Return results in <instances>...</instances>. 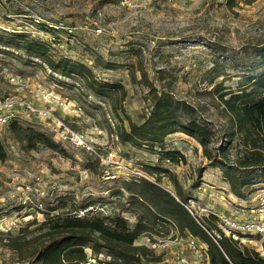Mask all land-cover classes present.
Masks as SVG:
<instances>
[{
	"label": "rangeland",
	"instance_id": "1",
	"mask_svg": "<svg viewBox=\"0 0 264 264\" xmlns=\"http://www.w3.org/2000/svg\"><path fill=\"white\" fill-rule=\"evenodd\" d=\"M27 11L75 26L69 42L72 57L91 61V81L118 86L99 98L82 78L48 73L43 64L23 55L22 48H0V93L14 92L3 77L7 72L33 75L40 83L53 80L81 103L86 116L95 118L99 128L107 129L108 117L116 128L128 126L126 115L135 123L142 121L150 108L148 89L152 83L190 103L210 123L213 147L221 144L230 127L219 92L238 90L248 75L244 69L253 57H260L257 50L264 47V0H0V23H9L12 15ZM85 22H95L103 32L95 35L90 26L83 27ZM28 124L39 129L35 121ZM86 128L88 124L78 127ZM0 138L7 153L0 161V264H40L31 255L34 244L27 239L40 232L35 228L40 221L58 212H117L131 224L136 221L128 194H112L119 180L86 167L82 153L61 145L63 153L40 143L28 149L8 125L0 129ZM234 143L232 140L231 146ZM157 145L121 142L119 153L134 164L168 169L169 173L158 174L157 181L173 193L175 180L185 197L198 192L203 201L232 216L249 218L254 214L259 196L264 194V182L255 184L254 190L240 199L230 192L220 169L208 165L194 138L179 132L165 136L164 147L183 155L177 161L160 158ZM35 175L40 177V191L27 193L25 185L33 183ZM28 194L30 200L23 203ZM141 236L136 242H144ZM10 238H20L19 244L13 247L15 240ZM256 238L257 242L244 244L264 256V239L256 235L253 240ZM159 252L163 258L164 252Z\"/></svg>",
	"mask_w": 264,
	"mask_h": 264
},
{
	"label": "trees",
	"instance_id": "2",
	"mask_svg": "<svg viewBox=\"0 0 264 264\" xmlns=\"http://www.w3.org/2000/svg\"><path fill=\"white\" fill-rule=\"evenodd\" d=\"M0 48H22L23 55L28 59H37L41 64L44 62L58 74L74 80L82 78L93 95L99 98H103L108 89L118 86L97 79L91 81L88 75L90 67L70 57L54 58L48 52L47 45L23 33L0 29ZM257 51L260 57L255 56L249 61L244 69L248 75L244 76V83L239 85L238 90L219 92L224 107L222 110L227 114L230 127L223 133L224 140L217 147L211 146L214 134L212 126L200 117L190 103L174 97L166 88L154 87L152 83L148 89L151 101L148 113L143 115L140 123H135L126 115L128 126L118 125L116 128L120 141L134 146L152 147L158 144L160 158L177 161L183 159V155L176 149L164 147L165 136L179 132L192 137L200 145L208 165L220 169L230 192L245 199L254 190L255 184L264 182V47ZM251 72L253 75H250ZM8 126L28 149L40 143L64 153L59 143L28 123L14 121ZM232 140H235L233 146ZM6 157V149L0 138V161ZM85 166L97 168L91 160H87ZM148 166H145L146 170L157 174L156 180L159 173H169L160 165ZM203 168L199 169V175ZM115 180H119L120 185L112 194H128V203L134 214L137 213L133 224L117 212L106 214L86 210L81 215L70 210L58 212L40 221L35 227L40 232L27 239V242L34 244L31 252L34 259L40 264H81L86 260L85 248H89L92 255H109L111 260L106 264H145L143 260L155 262L160 260V256L144 244H135V240L144 233L161 230L163 222L172 220L180 230L188 229L207 241L209 264H264V256L258 251L245 245L240 247L230 237L222 236L218 246L180 203L193 195L185 197L175 180V194L147 179ZM138 211L141 213L138 214ZM205 222L209 228L211 222L208 219ZM19 239L9 240H15L12 243L15 247Z\"/></svg>",
	"mask_w": 264,
	"mask_h": 264
},
{
	"label": "built area",
	"instance_id": "3",
	"mask_svg": "<svg viewBox=\"0 0 264 264\" xmlns=\"http://www.w3.org/2000/svg\"><path fill=\"white\" fill-rule=\"evenodd\" d=\"M122 1L127 2L128 0ZM10 20L9 23H0V29L7 32L23 33L28 38L43 42L54 58H73V52L69 49V42L75 34V26L64 24L60 20L48 21L40 14L28 11L15 13ZM83 27L91 29L95 35L103 32V28L95 22H85ZM77 60L93 70L91 61L87 58ZM42 64L48 73L62 76L51 70L44 62ZM3 77L14 87V92L0 93V129L14 121L25 123L35 121L39 130L47 133L53 141L71 148L76 153H82L87 160L94 161L96 167L106 178L113 180L147 179L159 184L155 172H149L142 164H134L120 155L121 141L112 119L108 117L110 126L107 129L99 128L95 118L86 116L81 103L61 90L63 89L62 84L53 80H49L47 83L36 82L33 75L29 76L16 72H7ZM75 84L78 85L76 81ZM84 124H88L89 129L86 128L85 131L78 129ZM34 178L33 183L25 185L27 193L34 194L40 191V177L35 175ZM201 196L200 193L195 192L186 201H179L194 221L205 230L218 246V240L222 236L237 241L240 247L245 245L244 242L247 241L257 242V238L253 240L256 235L264 239V194L259 196L254 214L249 218L236 217L221 211L215 208L211 202L203 201ZM28 200H30L29 194L24 196L22 202L26 203ZM206 219L211 222L209 228L206 226ZM163 225L167 227L161 228L157 232L142 234L141 237L144 238V242L139 243L135 240V244H144L155 255L160 256L162 253L159 251L165 254H163V258L161 255L158 261L146 262L143 260V263H210L207 241L188 229L180 230L172 220L163 222ZM259 247L261 248V244ZM85 252L86 260L81 264H106L111 260L109 255L102 253L97 256L92 255L89 248H86Z\"/></svg>",
	"mask_w": 264,
	"mask_h": 264
},
{
	"label": "crops",
	"instance_id": "4",
	"mask_svg": "<svg viewBox=\"0 0 264 264\" xmlns=\"http://www.w3.org/2000/svg\"><path fill=\"white\" fill-rule=\"evenodd\" d=\"M183 135H185V134H183ZM227 183V182H226ZM227 185V184H226ZM228 186V185H227ZM225 188V187H224ZM226 189V188H225Z\"/></svg>",
	"mask_w": 264,
	"mask_h": 264
},
{
	"label": "bare ground",
	"instance_id": "5",
	"mask_svg": "<svg viewBox=\"0 0 264 264\" xmlns=\"http://www.w3.org/2000/svg\"><path fill=\"white\" fill-rule=\"evenodd\" d=\"M27 218H29V216Z\"/></svg>",
	"mask_w": 264,
	"mask_h": 264
}]
</instances>
